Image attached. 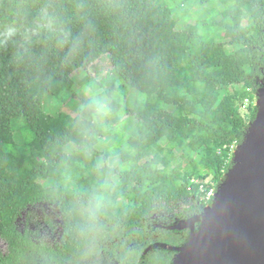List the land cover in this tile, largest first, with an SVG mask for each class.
<instances>
[{"label": "trees", "instance_id": "16d2710c", "mask_svg": "<svg viewBox=\"0 0 264 264\" xmlns=\"http://www.w3.org/2000/svg\"><path fill=\"white\" fill-rule=\"evenodd\" d=\"M104 56L112 69L92 80ZM263 85L264 0H0V156H14L0 161V264L100 263L108 250L110 264H173L190 232L155 231L152 216L212 203L200 187L232 168L258 111L241 105ZM39 203L61 211L57 248L18 226Z\"/></svg>", "mask_w": 264, "mask_h": 264}, {"label": "water", "instance_id": "95a60500", "mask_svg": "<svg viewBox=\"0 0 264 264\" xmlns=\"http://www.w3.org/2000/svg\"><path fill=\"white\" fill-rule=\"evenodd\" d=\"M256 96V118L214 200L170 227L190 232L184 245L169 247L177 251L173 264H264V85Z\"/></svg>", "mask_w": 264, "mask_h": 264}, {"label": "rangeland", "instance_id": "374dc122", "mask_svg": "<svg viewBox=\"0 0 264 264\" xmlns=\"http://www.w3.org/2000/svg\"><path fill=\"white\" fill-rule=\"evenodd\" d=\"M211 10V6L209 7H201V6H197L194 9V13L198 16H205L207 15ZM226 40H229L230 38H232V33L228 32L226 34V36L224 37ZM112 57L111 56H104L103 58H101L100 60H98L95 64H93L90 69H89V74H90V78L93 80L94 79H99V78H103L104 76H107L108 73H110L111 69H112ZM240 61L243 64L247 63V59H245L243 56L240 57ZM85 77V73L84 71H78L75 76H74V80L76 82H80V80H82ZM215 78L221 79L222 75L220 73L215 74L214 75ZM80 85V84H79ZM78 85V86H79ZM81 86V85H80ZM79 86V87H80ZM81 88V87H80ZM79 89V88H77ZM80 93L78 94V99L82 100L83 99H88L90 96V88L89 90H85V91H81L79 90ZM134 94L131 96V98H134ZM56 104L52 105L50 104V101L47 100L46 101V106H47V111L50 114H56L57 112H59L60 110H62L63 108L67 109L68 112H70L71 114H76L78 113L77 109H78V103L77 102H70L69 105L66 106H59L60 104L58 102H55ZM50 109V110H49ZM53 112V113H52ZM46 114L48 117L50 116L49 114ZM241 113L243 115H246L248 113L247 109H241ZM49 127H51V125L53 124H47ZM5 155V154H4ZM12 156V155H10ZM12 158H14V156H12ZM11 157L9 156H0V161L2 164L6 165V167H8L7 165H13V160ZM144 156H140L139 159H143ZM9 169H6L5 171L7 172L8 178L10 180V182L14 185L19 184L20 180L14 176L12 173H8ZM17 175V174H16ZM51 172L49 173V178L51 177ZM18 176V175H17ZM210 179L207 180L210 181ZM43 185V184H42ZM43 187V186H42ZM38 189H40L39 186H33L32 189V193H35ZM192 205V202L189 200H186L185 202H181V203H177V204H171L170 205V209H173L174 212L176 211H180L181 209H183L184 207H188ZM55 210L52 209L51 206L48 205H38L35 206L31 209H29L28 212V218L30 219V221H32L33 225L32 227H38L41 228V234L43 235V231H45V229H43L44 224H43V220L49 218V216H51L52 220L55 221ZM20 220V219H19ZM19 228H20V224H19ZM56 233L53 234V236L49 237V235L47 234L46 238L50 239L53 238L55 236ZM46 235V231L45 234ZM4 243V242H3ZM0 241V253L1 254H6L7 253V249L5 248L4 244Z\"/></svg>", "mask_w": 264, "mask_h": 264}, {"label": "flooded vegetation", "instance_id": "af4514ba", "mask_svg": "<svg viewBox=\"0 0 264 264\" xmlns=\"http://www.w3.org/2000/svg\"><path fill=\"white\" fill-rule=\"evenodd\" d=\"M38 205H48V206H51L52 209L55 210V214H54L55 221L52 220L51 216H49V218L43 220V224H44L43 229H45L46 235H44L45 231H43V235L41 234V228H39V226L38 227L34 226V228H33L32 227V225H33L32 221H30V219L27 217L29 209H31L33 207H30L27 211L23 212L22 217L18 221V226L20 224V230H22V231H25L26 229L28 231H30L31 236L33 238H35L37 240H43L49 246H51L53 248H57V246L62 243L63 236L65 234L64 222H63V219L61 216V211H60L57 204L56 205H50L47 203H39V204H36L35 206H38ZM192 208H193V206L190 205L186 208L184 207L180 211L174 212L173 209H170V205H168L166 208L162 207L160 210L157 211V213H155L152 216L151 221L153 224L151 226H149V228L155 229V231H167V232L177 231V232H179V230H172V229H170V227L179 224L181 221L189 220V219H191L195 216L201 215L203 213V211H198V209L193 210ZM196 227H198V224L196 225ZM183 231L186 232L187 234L189 232V230H183ZM54 233H56V234L53 238H50V239L46 238L47 234L49 235V237H51V236H53ZM156 236H158V235L156 234ZM0 241L2 243L4 242L3 244H4L5 248L7 249V243L1 238H0ZM156 243H158V242H156ZM181 244L182 243L179 242L176 245L178 247ZM104 253H105V255H103L102 258L100 259V263H99V257H96V256H93V257L89 258L88 260L81 259L80 262H81V264H110V258L112 257V255H110V254L113 252L108 250V251H105ZM175 255H173L172 261H173Z\"/></svg>", "mask_w": 264, "mask_h": 264}, {"label": "built area", "instance_id": "2783aa9c", "mask_svg": "<svg viewBox=\"0 0 264 264\" xmlns=\"http://www.w3.org/2000/svg\"><path fill=\"white\" fill-rule=\"evenodd\" d=\"M252 103L257 106V103H258L257 96L255 97V100L253 102L250 99H248V98L245 99L244 102L241 105V109H243V110L247 109L248 110V107ZM236 147H237V145L236 146H232L230 148V151H229V157H230V160H232V161H233V158H234ZM194 182H197V181L194 180ZM200 191L204 195L203 199L205 200V202L209 203V202H212L214 200L216 192H217V189L216 188L207 189L204 185H201Z\"/></svg>", "mask_w": 264, "mask_h": 264}, {"label": "clouds", "instance_id": "9594fccd", "mask_svg": "<svg viewBox=\"0 0 264 264\" xmlns=\"http://www.w3.org/2000/svg\"><path fill=\"white\" fill-rule=\"evenodd\" d=\"M15 33H16V29L14 28L9 29L7 32L8 38H11L13 35H15Z\"/></svg>", "mask_w": 264, "mask_h": 264}]
</instances>
